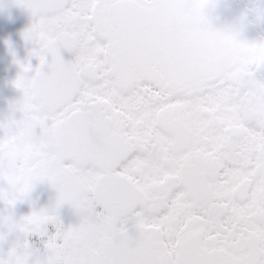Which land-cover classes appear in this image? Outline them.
Listing matches in <instances>:
<instances>
[{
  "label": "flooded vegetation",
  "instance_id": "af4514ba",
  "mask_svg": "<svg viewBox=\"0 0 264 264\" xmlns=\"http://www.w3.org/2000/svg\"><path fill=\"white\" fill-rule=\"evenodd\" d=\"M157 2L170 6L157 12L165 18L190 16L197 12L190 8L195 2L203 4L199 13L220 17L226 27L235 22L250 27L258 39L248 53L236 52L221 68L190 80L170 82L176 73L162 68L140 74L138 92L127 105V143L118 161L132 193V222L129 230H114L107 239L125 243L149 264H264V0ZM24 9L18 0H0V30L10 28L7 16ZM169 26L161 23L159 41L145 46L149 60L180 59L178 45H164L170 34L163 27ZM34 47L29 42L20 61L33 69L39 63L31 54ZM62 55L73 58L66 50ZM20 71L18 63L0 72V122L20 118L13 111L22 96L14 85ZM56 198L51 185L38 182L14 207L0 201V234H5L0 257L24 239L2 218L20 220L53 207ZM57 215L65 227L79 223L71 204H63ZM28 239L34 252L30 259H42L40 238Z\"/></svg>",
  "mask_w": 264,
  "mask_h": 264
},
{
  "label": "snow or ice",
  "instance_id": "6c2138e0",
  "mask_svg": "<svg viewBox=\"0 0 264 264\" xmlns=\"http://www.w3.org/2000/svg\"><path fill=\"white\" fill-rule=\"evenodd\" d=\"M18 3L33 17L23 35L36 46L31 54L39 63L33 69L18 61L14 85L22 96L13 111L21 115L0 122V201L14 207L38 182L51 185L57 198L20 220L2 218L24 239L0 264H149L107 236L132 222V193L118 163L127 143L125 114L141 83L144 48L160 39L157 12L170 6L157 0ZM62 50L73 58L65 60ZM65 203L79 214L74 226L57 215ZM33 235L42 259H30Z\"/></svg>",
  "mask_w": 264,
  "mask_h": 264
},
{
  "label": "water",
  "instance_id": "95a60500",
  "mask_svg": "<svg viewBox=\"0 0 264 264\" xmlns=\"http://www.w3.org/2000/svg\"><path fill=\"white\" fill-rule=\"evenodd\" d=\"M198 5L195 2V6L190 7L197 11L190 16L170 15V18H165L166 15H157L161 23L170 24L169 27H163L164 31L170 34L164 45H178L180 59L167 60L166 64H160L159 61L146 58L143 51L142 74L151 75L156 72L155 68H162L165 72H171V75L176 73L175 77L170 75V82L190 80L221 68L229 58L237 54L236 52L245 54L253 49L254 42L258 39L254 29L237 27L238 22H235L234 26L226 27L220 17L199 13L201 9ZM21 7L24 6L21 4ZM31 16L29 11H24L18 16H7L9 23L14 26L0 30V72L18 64L28 52L29 41L24 38L23 33L32 24ZM173 23H178L179 27L173 29Z\"/></svg>",
  "mask_w": 264,
  "mask_h": 264
},
{
  "label": "rangeland",
  "instance_id": "374dc122",
  "mask_svg": "<svg viewBox=\"0 0 264 264\" xmlns=\"http://www.w3.org/2000/svg\"><path fill=\"white\" fill-rule=\"evenodd\" d=\"M157 109V106H154V107H152L151 109H150V111H152V112H154V110H156ZM136 118H134V120H135ZM149 125L151 126V124L149 123ZM149 125H148V127H149Z\"/></svg>",
  "mask_w": 264,
  "mask_h": 264
}]
</instances>
